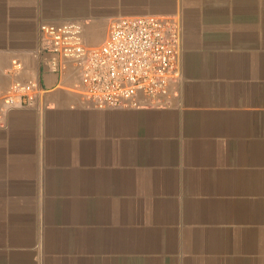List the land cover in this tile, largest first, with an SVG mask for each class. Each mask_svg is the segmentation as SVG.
Returning <instances> with one entry per match:
<instances>
[{"label":"crops","instance_id":"1","mask_svg":"<svg viewBox=\"0 0 264 264\" xmlns=\"http://www.w3.org/2000/svg\"><path fill=\"white\" fill-rule=\"evenodd\" d=\"M148 13L181 35L160 105L97 108L44 63L43 21L98 44ZM0 77L40 88L0 120V264H264V0H0Z\"/></svg>","mask_w":264,"mask_h":264},{"label":"built area","instance_id":"2","mask_svg":"<svg viewBox=\"0 0 264 264\" xmlns=\"http://www.w3.org/2000/svg\"><path fill=\"white\" fill-rule=\"evenodd\" d=\"M41 52L52 57L45 65L53 71L69 60L77 71L74 91L97 108L160 105L169 95L170 83L179 79V26L169 16L121 15L113 18L105 39L92 44L74 19L43 21L39 25ZM12 72L21 69L11 60ZM40 88L35 80L0 77V120L10 108L30 104Z\"/></svg>","mask_w":264,"mask_h":264}]
</instances>
